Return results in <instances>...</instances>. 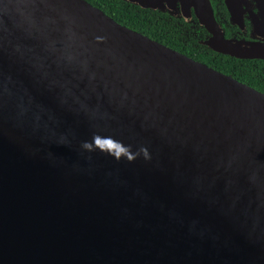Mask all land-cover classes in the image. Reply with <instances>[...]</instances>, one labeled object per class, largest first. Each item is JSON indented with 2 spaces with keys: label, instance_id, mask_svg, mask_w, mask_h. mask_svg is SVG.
<instances>
[{
  "label": "water",
  "instance_id": "95a60500",
  "mask_svg": "<svg viewBox=\"0 0 264 264\" xmlns=\"http://www.w3.org/2000/svg\"><path fill=\"white\" fill-rule=\"evenodd\" d=\"M0 264H264V94L85 0H0Z\"/></svg>",
  "mask_w": 264,
  "mask_h": 264
},
{
  "label": "flooded vegetation",
  "instance_id": "af4514ba",
  "mask_svg": "<svg viewBox=\"0 0 264 264\" xmlns=\"http://www.w3.org/2000/svg\"><path fill=\"white\" fill-rule=\"evenodd\" d=\"M116 1L141 21L129 29L264 94V0Z\"/></svg>",
  "mask_w": 264,
  "mask_h": 264
},
{
  "label": "trees",
  "instance_id": "16d2710c",
  "mask_svg": "<svg viewBox=\"0 0 264 264\" xmlns=\"http://www.w3.org/2000/svg\"><path fill=\"white\" fill-rule=\"evenodd\" d=\"M93 7L100 9L107 16L112 18L118 24L131 27L132 23L138 24V19L131 20L129 14L126 13L123 7H121V2L116 0H85Z\"/></svg>",
  "mask_w": 264,
  "mask_h": 264
}]
</instances>
